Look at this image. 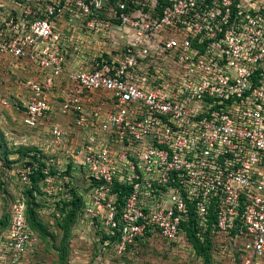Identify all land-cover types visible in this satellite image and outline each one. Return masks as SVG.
Instances as JSON below:
<instances>
[{
  "label": "built area",
  "instance_id": "obj_1",
  "mask_svg": "<svg viewBox=\"0 0 264 264\" xmlns=\"http://www.w3.org/2000/svg\"><path fill=\"white\" fill-rule=\"evenodd\" d=\"M7 1L20 8L1 11L0 56L36 74L20 104L2 102L45 131L17 170L3 264H27L35 248L26 190L36 171L33 194L52 197L57 216L58 181L83 178L75 227L119 256L146 235L188 241L194 219L202 238L209 227L242 238L244 264H259L264 0Z\"/></svg>",
  "mask_w": 264,
  "mask_h": 264
},
{
  "label": "rangeland",
  "instance_id": "obj_2",
  "mask_svg": "<svg viewBox=\"0 0 264 264\" xmlns=\"http://www.w3.org/2000/svg\"><path fill=\"white\" fill-rule=\"evenodd\" d=\"M15 8L20 7L14 2L0 0V16H5L2 10L8 13ZM73 34L76 35L77 31ZM35 74L24 61L0 56V153L7 157L5 168L0 172V235L8 226L11 204L23 190L17 170L30 157L27 151L34 150L44 141L45 131L44 125L35 128L25 126L20 112L2 101L7 98L10 103L17 101L20 104L19 101L26 98L29 90L27 82ZM84 184L83 178H74L69 183L58 181V196L64 199L66 191H83ZM45 201L47 204H35L28 213L29 220L35 221L32 230L36 239L35 248L26 259L27 264H244L241 241H234L222 233H214L210 238L208 260L188 241L172 243L160 235L136 242L119 256L113 246L104 247L89 227L77 225L67 229L62 216L55 214L53 198H46ZM61 204L56 209H60ZM72 208L68 209L73 212L75 207ZM1 255L0 250V264H3ZM259 264H264V257Z\"/></svg>",
  "mask_w": 264,
  "mask_h": 264
},
{
  "label": "trees",
  "instance_id": "obj_3",
  "mask_svg": "<svg viewBox=\"0 0 264 264\" xmlns=\"http://www.w3.org/2000/svg\"><path fill=\"white\" fill-rule=\"evenodd\" d=\"M34 150H37L36 146L34 147ZM27 152H29V151H27ZM4 158L6 159L7 157L4 156ZM41 177H42V173L40 171H36V173L33 175V182H34L33 188L26 190V194L28 197V200H27V220H28V223H29L31 229H34L32 224H34L35 221L32 220V222H31V220H29V217H28L29 210L33 209V206L35 204L42 205L40 202L37 201V198L33 194V190H38V182L41 179ZM30 193H31V195H30ZM81 202H82V196L77 191V189H72L71 198L69 200L61 199L60 201L57 202V205L60 203L63 204V205L61 204L60 211L62 213L61 216L63 219V223L66 222V228L67 229L69 227H75V224L77 223V220H78ZM73 206L75 207V209L73 212H71V209H68V208L69 207L72 208ZM190 221H191V223L188 225L186 222L183 223V228L185 230V237L188 240V242L191 243L192 246L196 249V251L200 255H202L205 258V260H208L209 259V252L207 249L209 248V245H210V238L212 237V235L214 234L215 231L211 230V227H209L208 229H206L203 232V238H202L199 235H197V227L195 225H193L194 219H190ZM157 235H160V234H157ZM150 237H152V236L146 235L142 238H139L135 242L131 243L127 247V250L132 245H134L136 242L141 241L143 239H149ZM162 238L165 239L164 237H162ZM165 240H167V239H165ZM232 240L235 241L234 238H232ZM238 240L241 241V244H242V238H239ZM238 240H236V241H238ZM169 242L177 243L176 241H169ZM109 246H112V245H109Z\"/></svg>",
  "mask_w": 264,
  "mask_h": 264
},
{
  "label": "crops",
  "instance_id": "obj_4",
  "mask_svg": "<svg viewBox=\"0 0 264 264\" xmlns=\"http://www.w3.org/2000/svg\"><path fill=\"white\" fill-rule=\"evenodd\" d=\"M53 105H54V108H55V112L58 113V112H57V109H58V105H59V103L55 101V102L53 103ZM55 119H58V116H56ZM61 120H62V119H61ZM62 122H65V121L62 120ZM1 177H2V176H1Z\"/></svg>",
  "mask_w": 264,
  "mask_h": 264
}]
</instances>
